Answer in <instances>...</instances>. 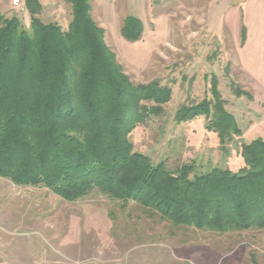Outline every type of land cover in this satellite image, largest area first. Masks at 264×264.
<instances>
[{
  "label": "rangeland",
  "instance_id": "1",
  "mask_svg": "<svg viewBox=\"0 0 264 264\" xmlns=\"http://www.w3.org/2000/svg\"><path fill=\"white\" fill-rule=\"evenodd\" d=\"M19 1L0 0V16L18 18L31 32V13ZM39 2L44 23L69 29V0ZM91 6L133 84L171 92L160 114L131 134L135 151L172 171L193 166L195 175L244 168L242 146L264 140V0H91ZM128 17L143 24L137 41L123 35ZM215 91L242 130L224 144L206 115L176 119L184 107L215 104ZM0 264H264V230L177 227L98 191L68 202L0 177Z\"/></svg>",
  "mask_w": 264,
  "mask_h": 264
},
{
  "label": "trees",
  "instance_id": "2",
  "mask_svg": "<svg viewBox=\"0 0 264 264\" xmlns=\"http://www.w3.org/2000/svg\"><path fill=\"white\" fill-rule=\"evenodd\" d=\"M69 2L67 31L38 17L39 0H25L31 32L18 18L0 16V177L68 202L98 191L177 227L264 230V140L242 146L245 166L237 173L215 168L195 175L190 165L172 171L165 162L153 164L130 136L160 114L171 92L133 84L93 19L91 0ZM142 33V22L128 17L123 35L137 41ZM214 94L215 104L184 107L176 119L206 115L224 144L242 130Z\"/></svg>",
  "mask_w": 264,
  "mask_h": 264
},
{
  "label": "built area",
  "instance_id": "3",
  "mask_svg": "<svg viewBox=\"0 0 264 264\" xmlns=\"http://www.w3.org/2000/svg\"><path fill=\"white\" fill-rule=\"evenodd\" d=\"M15 5H19L20 4V1L19 0H15Z\"/></svg>",
  "mask_w": 264,
  "mask_h": 264
}]
</instances>
